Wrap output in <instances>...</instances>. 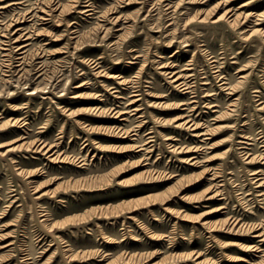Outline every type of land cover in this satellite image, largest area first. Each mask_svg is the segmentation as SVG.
<instances>
[{
	"label": "rangeland",
	"instance_id": "374dc122",
	"mask_svg": "<svg viewBox=\"0 0 264 264\" xmlns=\"http://www.w3.org/2000/svg\"><path fill=\"white\" fill-rule=\"evenodd\" d=\"M227 8L244 21L211 22ZM259 29L264 0H0V264H264V239L253 236L264 225L247 228L264 222V182L252 174L264 181ZM165 71L182 74L190 92ZM108 108L131 114L118 121ZM185 118L194 130L176 126ZM148 135L152 146L133 150ZM17 137L24 145L2 154ZM39 140L66 161L33 151Z\"/></svg>",
	"mask_w": 264,
	"mask_h": 264
},
{
	"label": "bare ground",
	"instance_id": "6f19581e",
	"mask_svg": "<svg viewBox=\"0 0 264 264\" xmlns=\"http://www.w3.org/2000/svg\"><path fill=\"white\" fill-rule=\"evenodd\" d=\"M226 1V0H225ZM223 2H224V0H223ZM129 3H133V2H129ZM134 3H136V2H134ZM219 3V2H218ZM177 4H178V2H177ZM52 5H53V7H52V9L53 10H56L57 9V7H58V5H56L55 3H52ZM166 6H168L166 9L167 10H169L172 6L171 5H169V3L166 5ZM215 6V5H214ZM243 6H244V4H243ZM240 7H242V6H240ZM114 8L115 7H112V8H109V10H108V12L109 11H111V10H114ZM174 10V9H173ZM49 11L50 10H45L44 8H42L41 9V12H43L44 13V15H41V16H39V18L41 19V20H49V18L48 17H46L45 15H47V14H49ZM92 9L91 8H87V9H85V10H83L82 12H87V14H91L92 12ZM59 12H62V9H60V11ZM238 16H239V14H234L233 13V10L231 9V8H227V9H225V10H223L221 13H219V14H217L216 16H214V17H212V19H211V22H217V21H219V20H221V19H225L227 22H228V24L230 25V26H232V27H236V26H238V25H240L243 21H244V18L246 17V15L242 18V20L241 21H239L238 20ZM173 17V16H172ZM207 19V15L206 16H201L198 20L199 21H205ZM114 23L115 22H117L118 21V17H115L113 20H112ZM186 22H188V20L186 21ZM185 22V23H186ZM171 23V22H170ZM12 23H9L8 25H6V26H9V25H11ZM5 26V27H6ZM101 27V26H100ZM7 29V28H6ZM260 30V29H259ZM254 30H252L249 34L251 35L252 34V32H253ZM260 32L264 35V30H260ZM73 33H75V31L73 32ZM27 38V37H26ZM25 38V39H26ZM25 46L24 45H22L19 49V53L18 54H23L24 53V51L23 50H21L22 48H24ZM3 55H6L5 53L3 54ZM23 57L24 56H21L20 57V60H22L23 59ZM19 58V57H18ZM212 61H214V60H212ZM94 66L96 65L95 63H93V62H91ZM18 64H20V62L18 63ZM43 64H41L40 66H39V70H40V72L41 71H43ZM165 67V66H164ZM183 69H185V68H183ZM38 70V71H39ZM165 73V75H167L168 76V78H169V81L171 82V83H173V85L177 88V89H179L180 91H182L183 93H187V92H190V86L186 83V80L183 78V76H182V74H179L177 71H168L167 73H166V71L164 72ZM111 76H113V75H111V74H109V77H111ZM185 77V76H184ZM68 81V80H67ZM122 81V80H121ZM67 83V82H66ZM223 83V82H222ZM40 89V88H39ZM35 90V89H34ZM33 90V91H34ZM36 90H37V88H36ZM45 91V90H44ZM63 92V91H62ZM29 93V92H28ZM32 94H34V92H30V95H32ZM61 94V93H60ZM59 94V95H60ZM79 95L78 94H76V95H73L72 96V98H76V97H78ZM133 96H135V98H134V100H133V102H136L137 100H139V95L136 93V94H133ZM192 101H194V100H192ZM191 101V102H192ZM178 104V106H183V105H186L187 104V102H185V101H181V102H178L177 103ZM181 109H184V107L183 108H181ZM80 110V109H79ZM93 110H96V112H102V111H105V109H101L100 107H94L93 108ZM137 111L139 110L138 108L136 109ZM131 111V110H130ZM74 112V111H73ZM76 112V111H75ZM106 112L107 113H109V117L110 118H117V120L118 121H127V117L125 116V114L126 113H128L129 111H119V110H116V109H113V108H108L107 110H106ZM69 113H72V111L71 112H69ZM77 113V112H76ZM130 114H131V112H129ZM178 116H175V117H173V118H171V120H175L176 118H177ZM16 120H14L13 121V123L15 122ZM2 122V121H1ZM12 122V121H11ZM7 123V122H6ZM5 124V123H4ZM185 125V127L186 128H189L190 130H194L195 129V123L194 122H192L190 119H187V118H185L183 121H181V122H177V124H176V126H180V125ZM3 124H0V126L1 127H3L2 126ZM20 126H23V124L22 125H20ZM100 125H88V124H86V123H84V124H82V128H87V129H90L91 131H94V132H99V133H103V134H106V135H108V136H112V137H114V138H120V139H123V138H128L129 136H136L137 135V133H136V129L135 128H129V129H125L124 128V124L122 123L121 125H111V126H109V127H99ZM138 127V126H137ZM204 133V132H203ZM202 134V133H201ZM192 135L193 136H199L200 135V133H192ZM148 137H149V139L144 143V144H141V145H134V149L133 150H135L136 152H145L147 149L146 148H148V146L149 147H151L152 146V142H153V139H151L152 138V136L151 135H148ZM21 138H18L17 137V139H13V140H10V142H8V143H10V144H13V145H10L9 144V147H7V149H6V151L5 152H3L2 154H5L7 151H10V150H16V149H19V147L21 146L22 147V144L23 143H18V144H15V142L17 141V140H20ZM14 141V142H13ZM25 143V142H24ZM29 144H30V142H28ZM24 145V144H23ZM28 145V144H27ZM83 148L84 147H86L87 146V143H83ZM0 146H2V144H0ZM29 147H31V148H33L32 150L33 151H36V152H41L42 154H44L46 157H47V159L49 160V161H53V162H63V161H66V158L67 157H65V156H62L61 157V155H59L58 153H57V150L55 149V146L53 145V144H49V142H48V144H47V142L46 141H37V142H35L34 144L31 142V145L29 146ZM28 148V147H27ZM114 148H117V149H122V147H120L119 148V146L118 147H112V146H107V147H102V149H111V150H114ZM181 148L182 147H179L178 148V150H181ZM190 148H192L191 149V151H194V149H195V147H190ZM189 148L187 147L185 150L187 151ZM126 150H132V149H122L121 151H126ZM118 151H120V150H118ZM189 151V150H188ZM78 162H80V164L82 165V164H85V162L83 161V159H81V158H79L78 160H77ZM186 161H189V164H194V162L195 161H193V156L192 157H189V158H187V160ZM20 171H22V170H20ZM32 172H38V168H35V169H33L32 171H29L28 170V172H27V174L28 173H31L30 175H33L32 174ZM252 174H254L255 176H257L255 179L256 180H260L258 183H257V185L256 186H260L261 185V183L262 182H264L263 180H261L262 179V177L260 176L261 174H259V171L258 172H253ZM26 175V174H25ZM28 176V175H27ZM171 176H174V175H171ZM198 176L199 175H197V179H198ZM189 178H187V179H185V177H184V180H182V177L180 178V179H177V180H175L174 181V183H173V186H177L179 189H182V188H184V187H186V186H188L190 183H191V181H192V178L190 177V176H188ZM124 180H121V181H119V182H123ZM194 181H196V180H194ZM37 189V187L35 188V190ZM176 191V190H175ZM177 191H178V189H177ZM46 192H42L39 196H41V195H43V194H45ZM174 194V193H173ZM173 194H171V195H173ZM175 194H177V192L175 193ZM261 194H263V193H261ZM169 195H170V193H169ZM170 195V196H171ZM39 196H37V197H39ZM214 196V194H210L206 199H209V198H212ZM183 197H185V198H189L188 196H182V198ZM167 198H169V197H167ZM193 198V197H192ZM155 199V198H154ZM157 199V198H156ZM155 199V200H156ZM191 199V198H190ZM161 200V199H160ZM162 200H164L163 198H162ZM145 201V200H144ZM150 201H152V199L150 200ZM154 201V200H153ZM143 202V201H142ZM141 202V203H142ZM146 202V201H145ZM145 202H144V205H145ZM136 203V202H135ZM139 203H140V201H139ZM139 203H138V205H136V206H139ZM149 203V202H148ZM134 205V206H135ZM143 205V206H144ZM147 205H149V204H147ZM141 206V205H140ZM132 207V206H131ZM210 211V210H209ZM211 212H212V210H211ZM86 215V214H85ZM83 217H84V215H82ZM89 216V215H88ZM88 216H86V218L88 217ZM182 216H187L186 214L185 215H182ZM188 216H189V214H188ZM192 216V215H191ZM193 217V216H192ZM77 218V217H76ZM82 218V217H81ZM81 218H79V221H80V219ZM91 217L89 216V219H90ZM75 219V216L73 217V220ZM82 219H84L85 220V218H82ZM187 219V218H186ZM83 220V221H84ZM66 221V220H65ZM75 221V220H74ZM73 221V222H74ZM77 222H79L78 221V219L76 220ZM75 221V222H76ZM87 221V220H86ZM236 221H237V219H231L230 220V223L232 224V225H234L235 223H236ZM56 222H58V221H56ZM67 222V221H66ZM81 222H82V220H81ZM63 221H62V223H60V225L62 224L63 225ZM69 223H71V221H69ZM224 223H225V221H224ZM223 223V224H224ZM58 224V223H57ZM222 224V225H223ZM222 225H220V226H222ZM261 225H264V222H259V223H256V224H254V225H249V226H247V228H251L252 226L253 227H256V228H260L261 227ZM51 226H53L54 227V225L52 224ZM240 226V232L242 233L243 231L241 230L242 228H243V226L239 223L238 224V226L235 228V229H237L238 227ZM56 227V226H55ZM246 228V227H245ZM244 233V232H243ZM254 237L256 236V237H259V239H257V242H259L260 244H261V241L264 239V234H262V233H258V234H255V235H253ZM232 245H235L236 246V244H232ZM241 245L242 244H240L238 247H239V249H241L242 251H244V252H249V251H262V249H260L259 250V247H257L255 244L253 245V244H250V245H242V247H241ZM83 252H86V251H83ZM81 253V252H80ZM262 255H264V252L262 253ZM74 256H75V254H74ZM76 256H77V253H76ZM75 256V257H76ZM79 256V255H78ZM81 256H84V255H81ZM86 256V255H85ZM72 258H73V256H72ZM237 260V262H246V260H245V258L243 259V258H240V259H236ZM264 261V259L261 261V262H263Z\"/></svg>",
	"mask_w": 264,
	"mask_h": 264
},
{
	"label": "crops",
	"instance_id": "0c3cea01",
	"mask_svg": "<svg viewBox=\"0 0 264 264\" xmlns=\"http://www.w3.org/2000/svg\"><path fill=\"white\" fill-rule=\"evenodd\" d=\"M106 150H108V149H106Z\"/></svg>",
	"mask_w": 264,
	"mask_h": 264
}]
</instances>
